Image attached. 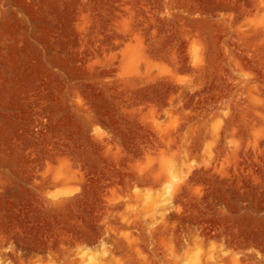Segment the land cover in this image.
<instances>
[{"label":"rangeland","instance_id":"rangeland-1","mask_svg":"<svg viewBox=\"0 0 264 264\" xmlns=\"http://www.w3.org/2000/svg\"><path fill=\"white\" fill-rule=\"evenodd\" d=\"M0 264H264V0H0Z\"/></svg>","mask_w":264,"mask_h":264}]
</instances>
